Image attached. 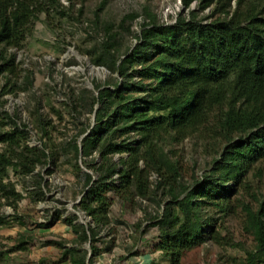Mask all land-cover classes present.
Here are the masks:
<instances>
[{
	"label": "trees",
	"instance_id": "obj_1",
	"mask_svg": "<svg viewBox=\"0 0 264 264\" xmlns=\"http://www.w3.org/2000/svg\"><path fill=\"white\" fill-rule=\"evenodd\" d=\"M46 2L58 4V0H0V80L6 79L2 95L17 92L11 79H18L19 73L9 50L23 48L39 15L49 13ZM183 3L184 10L173 23H160L149 13L137 42L125 52L120 51L119 31L111 23H105L108 37L100 49L88 51L93 64L107 67L119 80L113 87L95 83L89 97L86 91L74 96L75 110L81 107L94 114L96 122L82 129L69 146L75 162L71 158L67 162L76 176L80 157L95 173L85 172L79 204L93 225L85 227L75 223V217L67 218L80 246L56 243L63 248V260L71 264H92L111 249L110 244L98 246V229L108 224L115 197L145 199L161 187L169 198L154 217L160 232L155 250L169 259L167 264H181L188 251L210 240L228 242L229 237L219 231L218 218L208 212L226 216L230 198L248 187L253 175L264 177V0ZM24 79L27 87L21 90L34 83L32 73ZM0 117V143L6 145L0 151V192L19 200L14 186L4 182L9 168L21 167L31 174L57 157L47 147L30 146L29 133L8 113ZM38 125L51 140L49 123L39 112ZM195 134L208 144L219 142L221 152L213 173L187 188L180 181V162L166 146ZM95 153L99 160L89 163ZM116 154L121 155L119 163L113 160ZM152 173L159 178L156 190ZM261 194L256 210L246 205V228L256 241L246 264H264V191ZM85 242L90 250L81 246Z\"/></svg>",
	"mask_w": 264,
	"mask_h": 264
},
{
	"label": "rangeland",
	"instance_id": "obj_2",
	"mask_svg": "<svg viewBox=\"0 0 264 264\" xmlns=\"http://www.w3.org/2000/svg\"><path fill=\"white\" fill-rule=\"evenodd\" d=\"M46 3L49 13L39 15L23 48L9 50L15 54L19 78L11 79L17 83L16 94L2 95L6 79L1 77L0 114L4 117L8 113L18 126L27 130L30 146L47 147L48 153L57 158L39 165L31 174H25L21 167L9 168L4 182L14 186L21 196L14 200L0 192V264H71L63 260V248L56 243L80 246L76 234L65 222L67 218L75 217L74 222L85 227L93 225L79 204L85 191V172L95 173L80 157L81 171L76 176L67 162L70 158L75 162L69 146L82 129L91 128L96 122L94 114L81 107L75 110L74 96L86 91L89 97L95 91V83L113 87L119 80L107 67L93 64L88 51L99 48L107 39L105 23L113 24L114 30L119 31L117 37L123 53L137 42L149 13L155 14L160 23H173L184 10L183 0H58L54 6ZM194 7L192 3L191 8ZM125 17L127 20L121 27ZM29 73L33 74V86L21 90L27 87L23 83ZM38 112L49 123V141L39 128ZM219 144H208L207 139L195 134L166 146L173 159L180 162L182 184L191 188L213 173V162L221 152ZM5 147L0 143V151ZM97 156L95 153L87 160L97 161ZM120 158L118 154L113 156L116 163ZM158 180L156 173L150 175L152 189ZM249 182L248 187L240 188L230 198L229 214L223 217L220 212H208L218 218L219 231L229 237L228 242L210 240L188 251L181 264H246L247 253L256 244L253 233L246 228V205L257 209V199L263 197L264 177L253 175ZM164 192L161 187L148 198L135 197L133 201L115 197L108 224L98 229V246L110 244L111 249L92 264L169 263L167 257L155 250L160 232L154 226V217L162 212L169 198ZM81 246L90 250L88 242ZM146 256L154 261H147Z\"/></svg>",
	"mask_w": 264,
	"mask_h": 264
},
{
	"label": "crops",
	"instance_id": "obj_3",
	"mask_svg": "<svg viewBox=\"0 0 264 264\" xmlns=\"http://www.w3.org/2000/svg\"><path fill=\"white\" fill-rule=\"evenodd\" d=\"M146 260H147V261H149V260H150V261H154V260H152V258H151L150 256H146Z\"/></svg>",
	"mask_w": 264,
	"mask_h": 264
}]
</instances>
